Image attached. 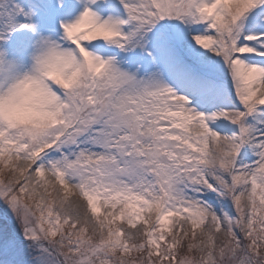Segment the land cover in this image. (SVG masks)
<instances>
[{"label": "snow or ice", "instance_id": "6c2138e0", "mask_svg": "<svg viewBox=\"0 0 264 264\" xmlns=\"http://www.w3.org/2000/svg\"><path fill=\"white\" fill-rule=\"evenodd\" d=\"M0 264H264V0H0Z\"/></svg>", "mask_w": 264, "mask_h": 264}]
</instances>
